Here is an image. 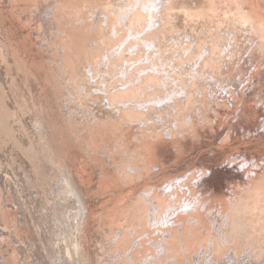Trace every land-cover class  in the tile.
<instances>
[{
    "label": "rangeland",
    "instance_id": "374dc122",
    "mask_svg": "<svg viewBox=\"0 0 264 264\" xmlns=\"http://www.w3.org/2000/svg\"><path fill=\"white\" fill-rule=\"evenodd\" d=\"M116 2L125 7L120 10L116 6L113 8L119 13L126 12L125 0H0V46L4 47L0 60L10 70L9 73H5L3 65L0 64V88L3 90L7 83V80H3L4 75L14 83L18 82V79L22 81L21 89L14 92L17 94L13 107L15 122L5 121L7 131L3 132L0 129V169L4 168L5 162L10 174L13 165L11 161H15V166L19 164L17 166L21 167V170L26 169V174L29 173L30 178L35 181L33 169L35 161L29 157L33 155L20 153L18 143V146L14 147V142L20 137L22 140L25 139L20 130V120L27 123V133L33 132L32 134L37 133L40 136L33 137L39 145L37 155L34 156L40 157L46 168L57 169L58 166H62L60 156L66 162H75L74 166L68 162L67 167L72 166L79 185L90 196L87 200L89 232L87 240L83 243L82 252L79 255L74 253L79 259L69 258L65 252H61L62 259L59 264H75L74 261H78L76 264L104 262L109 264L106 254H102L104 240L110 241L114 232H120L122 235L123 230L128 233L126 243L128 241L129 245L126 246L131 245L134 249L133 263L141 264L142 257L146 254L150 257L158 256L152 242L154 241L156 245L164 238L161 239L159 236L158 229L161 226L155 225L153 221V208L158 211L157 202L153 197L156 191H159L163 198L166 196L171 197L170 200L174 198L177 205H180L179 215L172 218L177 220L166 222L168 226L178 228H173L175 230H170L165 235H169L168 240L172 241L176 231L178 242H172L173 248L177 247L183 253L184 258L181 260L184 261L183 264H189L188 262L195 264L193 255L197 254V250H211V239L219 243L225 238L226 232L231 236L237 232L231 230L232 224L234 221L239 223L242 220L234 217L238 212L235 208L239 206L241 199L246 197L247 192L264 178V40L257 32H264V0H170L171 4L176 6L173 12L175 18H172L176 37L195 26L193 29L199 34L211 31L216 41L214 43H217L216 33L218 34L219 30L225 34L228 32L226 28L219 27L225 22H232L233 27L235 26L233 33L239 31L241 38L239 45L232 51L233 55L228 58L231 62L237 61L234 70L230 69L227 75H219L221 78L217 81L208 74L207 81L198 87L199 90L193 88L194 86L189 88V99L185 102H189L190 108L188 109L189 105L184 107L187 116L185 118L189 121L185 125L181 119L178 125L174 126L173 136L169 139H157L155 143L150 138L140 141L144 135L155 130L145 131L143 124L136 123L131 128L120 130L117 127L111 128L109 122L101 123L95 120V113L102 114L109 98H105L106 100L103 98L104 104L103 101L94 98L92 93H96L98 90L96 88L100 85L103 88L116 85L118 77L113 74H116L127 60V57L124 60L121 58L124 55L134 57L139 52L138 42L129 44L134 41L129 34L139 30L134 21L125 28L119 25L118 34L114 26L113 34L118 38L115 37L114 40L117 39L112 40L113 42L103 43L99 47V52L93 55L94 61L87 55V49L83 46L81 64L89 65L87 72L90 74L92 66L96 71L99 68L97 64L99 57H96V54H106L107 49L111 52L118 47L120 50V54L107 65L106 69L110 74L106 77L97 74L99 78L96 75V79H93L92 75L87 73L92 78L90 80L97 85L92 90L89 89L88 94L76 75L79 70L74 67L76 60L68 62L66 58L65 63L71 76L64 74L59 65L63 58V51L59 49L75 31L81 45L91 44L90 38L100 41L98 32L89 34V24L92 20H84L82 23L84 26L77 28L78 20L92 11H101L109 15L111 22L115 19V13L110 11L108 6ZM128 9L130 11V6ZM50 10V15L47 16ZM241 11L254 18L253 25L246 28L248 25L233 23L232 20L239 18ZM104 13L103 16L106 18ZM103 16L101 14L102 21L105 20ZM147 24L149 23L146 22L142 36L153 30ZM126 30L128 35L121 39ZM159 41L157 38V42ZM206 42L208 45L212 43L209 38ZM199 49L200 46H196L184 59L178 57V62L188 61L197 56ZM105 58L106 55L103 60H106ZM180 65L182 64L177 66ZM92 82L90 84L94 85ZM81 89H84L83 93L86 96L79 94ZM8 97L11 98L9 95ZM89 104L92 105L91 109H87ZM249 115L252 117H246ZM8 126L15 128V131L9 133ZM164 129L165 127L160 126L158 131ZM49 143L56 146L50 148ZM46 154L53 161L44 159ZM247 161L250 163L257 161V164H254L256 167L261 164L257 173L252 171V163L248 164ZM217 175H223L224 178L218 177L222 181L218 186H214V178ZM150 195L153 203L149 210L150 221L147 225L139 201H142L140 197L145 200ZM17 202L18 195L15 194L10 179L4 181L0 178V208H3L6 214L3 218L5 220L2 219L4 226L2 225L0 230V257L5 258L8 264H49V260H45L42 255L41 246L50 242L51 234L56 230L35 229L32 220L21 215L18 205L16 207ZM187 204L191 206L187 207ZM168 210L167 208L165 212L168 213ZM187 213V224H183L179 217ZM155 214L158 215L159 212ZM245 215L246 210L237 213L238 217ZM162 222L161 218L159 223ZM247 224L250 230H256L255 227L251 228L254 226L253 220H247ZM261 224H263L261 227L259 224L256 227L259 228L257 232H263V235L259 236L258 242L249 244L253 252H260L261 245L264 250V216ZM221 229L224 231L219 234ZM133 240L136 244H133ZM163 242L168 247L169 242ZM31 247H34V250ZM164 249L165 247L163 251ZM36 251H39L41 257L35 253ZM168 253L169 259L163 256L162 260L153 259L154 261L150 260L151 262L146 264H174L177 260L174 259V253L170 250ZM164 254L166 255V252ZM257 264H264V257Z\"/></svg>",
    "mask_w": 264,
    "mask_h": 264
},
{
    "label": "bare ground",
    "instance_id": "6f19581e",
    "mask_svg": "<svg viewBox=\"0 0 264 264\" xmlns=\"http://www.w3.org/2000/svg\"><path fill=\"white\" fill-rule=\"evenodd\" d=\"M125 1L127 2L125 10L126 12H121V10V13H119L113 8V6H116V8H119L120 10L125 7L124 5H119L118 2L112 3L113 5L108 6V9L115 13V19L111 22L109 15L101 11H92L83 19H79L78 26H76L77 28L84 26L82 25L84 20H92L91 24H89V34L98 32L100 41H95L90 38L91 40H89V42H91V44L85 45L84 43H82L81 45L78 33L77 31H75L71 35V38L66 39V42L59 49V51H63V58L61 59L59 65L64 74H66L67 76H71V74L68 72L69 68L65 63L66 58L68 59V62H71V60L72 62H74L76 60L74 62V67L79 68L78 72H76V75L80 80L81 86L87 90L88 94L90 90H92V88L97 87V85L94 84V82H92L90 79H94L97 74H100V76L104 75L105 77L107 74H110V71L108 73L106 67L115 56L117 57L118 54H120V50L118 47L117 50H111V52H109V49H107L106 54H96V57H99V60L97 61L99 68L96 71V68L92 66L91 70L89 69L92 72V74H90L87 72V68H90L89 65L82 66L81 64V51L83 49V46L87 49V55H90V57L92 58L93 55H95V52H99V47H101L103 43L112 41L115 37L118 38L117 35L115 36V34H113L114 26H116L118 34L120 32L119 25L122 28H125V26L127 27L129 24H131L132 21H134L137 26L136 28L139 30H136L129 34V36L133 38L132 40H134L129 44L138 42V44L140 45L138 46L139 52L134 57L122 55L123 58H121L120 56V58L123 60L125 57H127V60L126 63H123V65H121V67L116 71V74H113L118 77V83L116 85H112V83L110 84L114 87L111 86V88H103V86L101 87L100 85V87L96 88L98 89L97 92L93 91L96 92L92 93L93 97L101 101H103V98L105 99L108 97L109 100H107L106 105L111 106L106 107V105H104L105 107L103 108L104 110H102V114L100 112V114L95 113V120L101 123L109 122V126L111 128L117 127L120 130L131 128V126L136 123L143 124V130H155H153L152 133L147 134L146 136L144 135V138L140 139V141L142 142L143 140L145 141L146 139L150 138L152 139L153 143H155L157 139H169V137L173 136L175 132L174 126L175 124L178 125V122L181 119L184 120L185 125L187 124V121H189V119L185 118L187 116H185L186 114L184 112V107L189 105V102H185L189 99V88L194 86L193 88H197V90H199L198 87H200L207 81L208 74L214 79V81H217L221 78L219 75H227L230 73V69H232V71L234 70L233 68L237 61L231 62L228 58L233 55L232 51L234 50V47H237L239 45L241 35L239 31H237L236 34L233 33V30H235V26L233 27V24H231L232 22H225L221 26L219 25V29H223L224 27L228 32L227 34H225L224 31V33H221V31L219 30L218 34L216 33V37L218 38L217 43H214L216 41L213 38L214 34L211 33V31L208 30L207 32H201L199 34L195 31V29H193L195 28V26H193L192 28L189 26L190 29H187L182 35L176 37V33L174 34V31L176 29L172 24V18L174 17L173 12L175 11L176 6L171 4L170 0ZM129 6L130 11H128ZM179 11H181V9ZM50 12L51 10L48 11L46 15L49 16ZM103 13L106 15V18L103 16ZM101 14L106 20V24H104L105 20L102 21ZM194 17L195 16H193V18ZM252 18L253 17L246 12L241 11L239 18H236L232 21L233 23H242L244 26L248 25L245 26L247 28L250 27V25L254 24V22H252ZM167 19H169V21ZM164 20L165 22H163ZM146 22L149 23L150 29L153 30H149L147 35L142 36V31L146 26ZM240 30L242 31L241 27ZM257 32L259 33L261 39L264 40V32ZM127 33L128 31L126 30L125 35L121 39H124L128 35ZM152 38H154L153 42ZM157 38L160 39L159 42H157ZM207 38L212 41V43H210L211 45L207 44ZM212 38L214 40H212ZM93 41H95V44H93ZM123 45H125V43ZM196 46H200V49L197 52V56L195 55L188 61L178 62V57L184 59L185 56L190 53ZM3 50L4 47L0 46V54L3 52ZM165 52H167L169 55H167ZM132 54H134V52ZM104 55H106V60H103ZM74 56L76 57L74 58ZM0 64L3 65V70L5 73L10 72L7 65L3 64L1 60ZM179 64L182 65L177 66ZM87 73L92 75V78ZM3 77V80H7V83H5L4 88H2L3 90H1L0 88V129L5 132V121H11L12 123L15 122L13 107L14 97L17 94L15 95L14 92L21 89L22 81L21 79H18V82L14 83L10 81L9 78H7L5 75ZM101 78L102 77H100V80ZM89 81L94 85H91ZM83 91L84 89H81V91L79 90V94L86 96ZM8 95L11 98H9ZM101 105L103 104L101 103ZM89 106L87 107V109H91L92 105L89 104ZM189 108L190 105L188 109ZM246 114H248V112ZM252 115L246 117H252ZM19 122L21 133H23L25 139L22 140V138L20 137L19 140H16V142H14V147L19 145L18 151L20 153H23V155L29 156L27 153L33 155L29 157L35 161L33 166V169L35 171L34 175L36 176L35 178L33 177L35 181L30 178L31 175L29 173L26 174V169L21 170V167H18L19 164H16L15 166V161H11L14 166L11 165L12 172H10V174L9 168H6L7 163H3L4 168L0 169L3 170L2 172H0V178H2L4 181H8L10 179L15 194L18 195V202L16 204V207L18 205V208L21 210V215H25L27 216V218L29 217L32 220L35 229L43 231L56 230L51 234L50 242L48 243L46 241L48 244L43 243L41 247L43 250L42 255L45 260H49V264H59L58 262L62 259L61 252H65L66 255L70 256L69 258L76 257L74 256V253H78L79 255L82 252L83 243H85V241L87 240L89 232V204L87 200L90 199V196L87 191L83 190L82 186L79 185L80 183L76 178V172L73 173L72 166L71 168L67 167L69 163H72L73 166L76 165L75 162H66V160L62 156H60L59 158L62 161V166H58L57 169L46 168L44 161L40 157L34 156V154L37 155V150L39 147L34 138L40 136L37 133L32 134L33 132L27 133V123L23 120H20ZM44 123L46 122L44 121ZM160 126L165 127V129L162 131H158V128ZM166 127H168V129H166ZM8 128L10 131L9 133L15 131V128L9 126ZM172 139L173 138H171V140ZM24 143H26V145ZM54 146H56V144L54 143L48 144V147L50 148ZM12 157L16 158V156ZM44 159H51V157L49 158L46 154V158ZM218 177H220L221 179L224 178L223 175L215 176L213 184L214 186H218L220 181H222ZM262 179L263 180H260L255 187L251 188L247 192L246 197L244 199L242 198L241 203L239 202V206H236L235 208L236 212L246 210L245 216L238 217V212L235 213L234 217L242 220L239 223L237 221H234L232 224L231 230H236L237 232L232 236L226 232L225 238L223 240H220L219 243L216 240L213 241V239H211V250H197V254L193 255L192 258H194L195 264H245L247 262V264H257L260 260H263L264 250H262V245L260 252H253V249L249 245L254 241L258 242L260 239L259 236L263 235V232H257L259 228L257 229L256 227L258 226V224L259 227H261L260 225H263L261 223L264 216V178ZM153 197L158 205V211L155 210V207L153 208V221L155 225L159 224L161 227H163L162 229L160 227L158 229V232L161 234H159L161 239H164L158 242L156 245L154 241L152 242L153 246H155L156 248L158 256L152 255L151 259L149 254H146L147 256L145 255L144 257H142L143 260L141 262L143 264H146L153 259L162 260L163 256H165L166 259H169L170 254L168 253V251L170 250L174 253V259H177L174 264H183L184 261H181L184 258L183 253H181V250L179 248H173V243L178 242L177 232L175 231V233L173 234L172 241L171 239L168 240V238L170 237L169 235H165L166 232L175 230L173 228H178L177 226H168L167 223L169 221L174 222L177 220H173L172 218L176 215H179L180 205H177V201L174 198L173 200H170L171 197L169 196L163 198V195L159 191H156L155 194H153ZM140 199H142V201H139V206L143 210L142 216L144 215L143 218L145 219V223L148 225L150 221L149 210L153 203L152 196H147L145 200L142 197H140ZM190 206L191 204H187V207ZM167 208L169 209L168 213L165 212ZM0 209V230H2L1 226L3 225V220H5L3 218L6 217V214L3 208ZM157 212H159L158 215L155 214ZM161 218L163 219V224L159 223ZM179 218L181 222H184L183 224H187L188 213L181 214ZM249 219H251V221H254V226H251V228L255 227L256 230H250L247 224V220ZM170 224L173 223L170 222ZM220 224L223 226L222 221H220ZM123 231L122 235H120V232H114L110 241L104 240V250H102V254H106V259L108 260L109 264H135L132 262V259L135 258V255L133 253V246H126L128 244V241L126 243V240H128V233H125V230ZM223 231L224 230L221 229L219 231V234H222ZM184 232L185 231H182V233ZM147 233L149 234V232ZM41 234L43 233L41 232ZM163 241L169 242L168 247L164 245ZM182 241H184L185 243V240L183 238ZM195 243L196 242H194V244ZM133 244H136L135 241L133 242ZM39 245H41V243ZM228 246H230V248H227ZM111 247L113 248L111 249ZM163 247H165V251H163ZM33 248L31 247V249ZM83 249H85V247ZM38 252L39 251H36L35 253H37L38 256L41 257ZM164 252H166V255L164 254ZM83 255L86 256L85 253ZM76 258L79 259V257ZM74 262L77 263L78 261ZM188 263L191 264L190 262ZM0 264H8V261L5 258L0 257Z\"/></svg>",
    "mask_w": 264,
    "mask_h": 264
},
{
    "label": "built area",
    "instance_id": "2783aa9c",
    "mask_svg": "<svg viewBox=\"0 0 264 264\" xmlns=\"http://www.w3.org/2000/svg\"><path fill=\"white\" fill-rule=\"evenodd\" d=\"M244 158H245V157H244ZM249 161H251V160H249ZM249 161H247V162H248V164H251V163H252V167H253V169H252L251 167H250V168L252 169L253 172L257 173V170H259V168L261 167V164H260L259 166L256 167L254 164H255V163L257 164V161H255V162L252 161L251 163H250ZM249 166H250V165H249ZM255 168H256V169H255ZM245 169H246V168H245ZM251 173H252V172H251ZM255 173H254V174H255ZM170 181L172 182L173 179H171ZM189 193H190V192H189ZM190 194H191V193H190ZM189 196H190V195H189Z\"/></svg>",
    "mask_w": 264,
    "mask_h": 264
}]
</instances>
